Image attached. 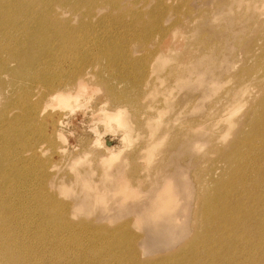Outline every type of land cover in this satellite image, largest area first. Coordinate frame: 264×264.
<instances>
[{
    "label": "rangeland",
    "instance_id": "374dc122",
    "mask_svg": "<svg viewBox=\"0 0 264 264\" xmlns=\"http://www.w3.org/2000/svg\"><path fill=\"white\" fill-rule=\"evenodd\" d=\"M187 1L189 0L174 1L180 10L171 16L170 13L165 12H162V15L158 12L149 13L156 0H147L146 6L144 0H121L120 7L110 6L101 11L98 9L97 16L85 19L88 26L80 30L76 43L53 46V50L47 56H50V59L55 57L51 61L57 60L61 66L48 65L50 59H43L44 66H39L40 69L37 70L43 72V74L37 73L43 80L36 79L33 84L35 87L39 85L43 88L42 84L46 80L66 79L79 66L80 69L86 68L84 71L88 74H85V77L91 85H95L93 86L95 91L82 96L77 106L60 109L62 111L53 109L51 116H49L51 109L42 113L36 111L38 114L33 111L30 119L19 120L21 117L18 114L30 113L20 108L23 104L29 103L32 94L28 93V95L21 89L20 95L14 96L13 100L8 99L9 93L5 92L6 95L2 93L0 157L4 163L1 162V165L5 169L1 173L3 176L0 177V181L10 186L14 193L12 205L21 208L17 216L18 229H16L20 242L27 241L26 244H30L36 250L35 245L38 243L32 244V242L40 241L42 236H39L42 234L48 237L50 244L48 243L47 247L50 249L45 247L44 250H38L39 254L37 253L39 257L45 258L41 260L44 261L43 263L48 264L47 261L50 259L47 254H51L52 251L54 255L59 253L58 260L60 259V262L62 260L64 262H61L62 264L67 262L68 264H107L106 261H110L108 264H172L189 252L190 240L193 242L195 234L204 231L205 224L202 223L197 212L204 205L202 201L214 193L216 188L213 182L223 175V178L226 176L224 170L226 162L222 159L221 153L230 151L229 145L240 132L247 130L248 121L256 117L253 108L257 105L259 97L252 104L249 102L252 94L258 95V92L263 91L264 96V64L259 65V56L264 51V41L252 31L243 33L233 31L232 36L230 31L232 18L229 13L227 15L224 12L226 6L216 4V0ZM188 8L192 9L191 14L187 13ZM139 9L142 11L140 12ZM70 13L67 12L65 16L73 17ZM76 19L81 18L78 16L74 21ZM178 19L182 21L172 23ZM141 21L142 24L139 25ZM183 22L190 23L189 29ZM171 23L173 26L169 27ZM165 28L171 29L165 36L167 38L161 36L167 31ZM183 30L184 34L181 37L180 33ZM174 32H176L175 37H173ZM168 38H175L176 42L177 38H180V41L177 44L178 48L173 51L179 52L177 59L168 61L169 65L165 64L168 66L166 67L159 57L163 54V46L167 44ZM176 42L169 40V48L176 47ZM233 43L238 45L234 46L231 53L230 46H233ZM242 50L248 53H243ZM183 51L185 52L182 53ZM186 54L189 56L185 57ZM184 57L186 64H181ZM174 65L184 67L186 72L182 77L176 78L173 74L175 72L170 74ZM244 80L246 84H242ZM20 81L24 87L29 84L28 79L23 78ZM33 99L35 100V97ZM244 99L248 101L250 107ZM15 100L18 101V105L13 103L16 102ZM239 100V110L233 117L236 118L235 124L231 127L232 125L229 126V123L227 125L226 119L223 118L227 117ZM119 107L123 108L121 120L117 116L108 118L107 113L116 114ZM238 116L242 117L241 121L240 118L238 120ZM219 119L225 125L217 122ZM192 125L195 126L194 129ZM228 126L231 128L229 129ZM223 130L225 135L222 134ZM152 132L155 133V138ZM214 133L216 135L213 136ZM151 134L152 138H150ZM231 135L234 137L232 140H230ZM102 142H110L114 151L121 150L120 157L111 167L102 161L108 153ZM148 144L150 148L153 144L156 147L154 146L151 151ZM146 148L151 152L145 151ZM31 153L36 155L34 159L30 158ZM148 163L151 164L150 167ZM104 180L106 181L103 182ZM90 187L91 191L88 189ZM208 188L212 190L209 189V192L205 190ZM22 194H26L29 198L26 203L24 199H20ZM169 195L173 196V207L166 212L157 213L159 205L162 204L161 199ZM22 226L25 228H21ZM109 230L113 233L108 232ZM240 243L239 240L237 245ZM136 252L139 254L137 255ZM86 255L89 258H86ZM113 258L115 263L111 261Z\"/></svg>",
    "mask_w": 264,
    "mask_h": 264
},
{
    "label": "bare ground",
    "instance_id": "6f19581e",
    "mask_svg": "<svg viewBox=\"0 0 264 264\" xmlns=\"http://www.w3.org/2000/svg\"><path fill=\"white\" fill-rule=\"evenodd\" d=\"M120 1L121 0H0V96L2 95V93L4 95H6V93H9L8 94L9 95L8 99L12 98L14 100V98H15L14 96L20 95L21 89H23L24 92L27 93V94L28 93L32 94L29 103L28 104H23L21 106V108H20L24 112H26V110H27L30 113H28V115H27L26 113H22L21 112L22 114H18L19 117H21L19 120H21L23 118L25 120L30 119L31 118V113L33 111H35V113L38 114V113H42V112H47V111H49L51 109L50 112H49V116H51V112H53L52 111L53 109L54 110L55 109L60 110V109H64V108H72L77 103H80L79 99L82 96H85L87 94L92 93V91H95V87H93L95 85H91L88 82V80L86 79V77H85V74H88L87 72L84 71V70H86V68L84 67L85 69H80V66L72 74H70L69 77H67L66 79H61V80L60 79H56V80H53V81L46 80L43 84L41 83L43 85L44 89L41 86H39V85L37 87H35L33 82L36 79H38L39 81L43 80L37 75L38 72L42 73V74H43V72L37 71V70L40 69L39 66H42V65L44 66V63L42 62L43 59H50L49 58L50 56L48 57L47 55H50L49 53L53 50V46H63V45H69V44L76 43L77 42L76 38H79L80 30L83 29V27L88 26V23L86 22L85 19L97 16L96 12H97L98 9H99V11H101V10H104V9L110 7V6L111 7H116L117 6V8H118V6L120 4ZM146 1L144 0L145 6L147 4ZM174 1H176V0H156V3L153 4L152 8L149 10V13L150 14H154V13L158 12L159 15H162V12H165L166 14L170 13V15L172 16L175 13H178V10H180L179 9L180 7L178 5H176ZM189 1H187V2H189ZM216 4L225 5L226 9H225L224 12H226L227 15L229 13V15L231 16L232 19L230 21L233 22V23L231 24L232 30H230V31L232 33V36L234 35L233 31H238V33L252 31V33H254L255 35L260 36L259 39H263V41H264V0H216ZM214 8H216V7H214ZM187 10H188L187 11L188 14L189 13L191 14L193 12L192 9L188 8ZM69 11L71 12L70 14L73 15V17H66L65 16V14L67 12H69ZM126 11L128 12V9H126ZM141 11L142 10H140V12ZM144 12H146V11H144ZM221 12L222 11H220V13ZM204 13H206V12H204ZM111 14H110V16H111ZM232 14H234V16ZM125 15H126V13H125ZM205 15L208 16L207 13ZM78 16H80L81 19L80 20L76 19L74 21V19L78 18ZM103 19H104V16H103ZM181 21L182 20L178 19V20H175L172 23L175 24V23L181 22ZM172 23L170 24L169 27L173 26ZM138 24L141 25L142 21L139 22ZM183 24H186L187 28L189 26H191L189 22H183ZM89 26H91V25L89 24ZM193 28H195V27H193ZM165 30H167V31L162 33V35H161L162 37H165L166 34H168V30H171V29L170 28L169 29L165 28ZM175 33L176 32L173 33V37H175ZM180 34H181V37H183L184 30ZM83 36H85V35H83ZM165 38H167V37H165ZM185 38H186V36H185ZM169 40H174L176 42L175 38L174 39H171V38L169 39L168 38L167 44L163 46V54L159 57V59H161V61L163 62L164 66H166L165 64H168V61L170 62L173 59H177V54L179 53V52H177V53L175 52L174 53L173 51H175L178 48L177 44L180 41V38H177V42L175 43L176 47H172V48H169L170 47L169 44H168ZM232 45L233 46H230L231 53L233 52L234 46H236L238 44L233 43ZM111 49L113 51V48H111ZM184 52L185 51H183L182 53H184ZM242 52L243 53L244 52L248 53L247 51H243V50H242ZM191 53H193V52H191ZM147 55H149V54H147ZM147 55H145V56H147ZM129 56H131V55H129ZM184 56L188 57L189 55L186 54ZM155 57H156V55H155ZM185 57L183 58V60H181V62H180L181 64H186V58ZM154 58H153V60H154ZM259 58H260L259 65L264 64V51L259 56ZM53 59H55V57L50 59L48 65L61 66L59 64L60 62H57V60L51 61ZM246 59H249V58H246ZM124 61H126V60H124ZM163 65H162V67H163ZM97 67H99V66H97ZM166 67H168V66H166ZM170 67H171V65H170ZM170 67H169V69H170ZM160 68L161 67H159V69ZM99 70H101V69H99ZM94 71L96 72V70H94ZM161 71L163 72L162 69H161ZM170 71H169L170 74L172 72H175L173 74H175L176 78L177 77H179V78L182 77L185 74V72H186V70L184 69V67L182 65H180V66L179 65H174L171 68ZM149 74H150V72H149ZM103 75H105V74H103ZM150 76H151V74H150ZM23 78L25 80L28 79L29 84L28 85L26 84L27 85L26 87H24L23 83L20 81ZM155 78H156V76H155ZM158 78H159V76H158ZM256 79H258V78H256ZM256 79H254V80H256ZM29 80H31V82ZM181 81H183V80H181ZM244 82H245V80H244ZM244 82L243 83L241 82V83L242 84H246V82L245 83ZM178 83H180V82H178ZM105 84H104V89H105V86H106ZM256 84H257V82H256ZM231 85H233V84H231ZM145 86H147V84ZM242 87H243V85H242ZM242 87H240V89ZM142 89H144V88H142ZM106 90H107V88H106ZM110 90L114 91L112 88H110ZM131 91H133V90H131ZM233 91H230V92L233 93ZM227 93H229V92H227ZM251 93H252V91H251ZM134 94H136V93H134ZM262 94H263V91L258 92V95L257 94H252L253 98L250 95L251 96V99H250L251 101H249V102H251L252 104H254V101L257 100V97H259L257 105L254 106V108H253L256 117L254 119H251V120L248 121L247 130H244L243 132H240V134L236 136L235 140L229 145V148L231 147L230 151L225 152V153H221L222 159L226 162V168L224 169L226 171V173H225L226 176H225V178H223L224 177V175H223V177L217 178L213 182L214 185H215V188H216L214 190V193L213 194L210 193L211 195H208V198L206 197L204 199V201H202V204L204 202V205H203V207H201V210H199V211L197 210L198 211L197 215H200V217L202 219V223L205 224L204 231L197 232L195 234V239L193 240V242L190 240L191 244H190V247L188 248L190 250L186 249L189 252L187 254L184 253L185 255L180 257L175 263H172V264H264V96ZM144 95L146 97L145 93H144ZM228 95H230V94H228ZM254 95H256V96H254ZM152 96H154V95H152ZM250 96H248V97L250 98ZM2 97H3V95L1 96L0 101H1V99H3ZM34 97H35V100L33 99ZM138 97H140V96H138ZM138 97H135V98H138ZM5 98H7V96ZM246 98H247V96H246ZM139 99H141V98H139ZM142 100H144V99H142ZM223 100L224 99H222V101ZM235 100H237V98ZM240 100H242V99H240ZM240 100L237 101V103L235 104V107H233L234 108L233 110L230 109L232 111H230L228 113L227 117L223 118L224 120L226 119L225 122H227V125L229 123V126L232 125V124H235V119L236 118H233V117L235 116L234 114L236 113V111L239 110V104L238 103L240 102ZM81 102H82V100H81ZM245 102H246V100H245ZM13 103L18 105V101L13 102ZM247 104H249V103H247ZM146 105H147V103H146ZM140 106H144V105H140ZM248 106L250 107V104ZM225 107H226V105L224 106V108ZM15 108H13V109H15ZM241 108L242 107H240V109ZM244 108H246V107H244ZM121 109H123V108H121V107L117 108L118 111L116 110L117 111L116 114L107 113L108 114V118H113L114 116H117L121 120V118H122ZM247 109H245V110L247 111ZM36 111H38V113ZM60 111H62V110H60ZM60 111H59V113H60ZM56 112H58V111H56ZM19 113H20V111H19ZM245 114L246 113H244V115ZM5 116L7 117V115H5ZM49 116H47V118ZM215 116L217 117V115H215ZM241 116H243V115H241ZM241 116H238V120L240 118V121H241V118H242ZM55 117H56V115H55ZM157 117H158V115H157ZM39 118H40V115H39ZM243 118H244V116H243ZM44 120H46V119H44ZM221 120H222V118H221ZM158 121L160 122V120H158ZM213 121H214V118H213ZM202 122H203V120L201 121V123ZM217 122H219L221 124H224L223 121L220 122V119ZM242 122H243V120H242ZM242 122H240V123H242ZM37 123H39V122H37ZM201 123L198 124V125L200 126ZM19 124H21L20 121H19ZM236 124H237V122H236ZM216 125H218V123H216ZM238 125H239V123H238ZM241 125H243V124H241ZM155 126H156V124H155ZM42 127H43V124H42ZM192 127H193V125H192ZM194 127H193V129H194ZM231 127H233V125ZM231 127H229V129ZM237 127L239 128V126H237ZM191 130H192V128H191ZM235 130H233V132ZM218 131L220 132V130H218ZM229 131H231V130H229ZM224 132L225 131L223 130L222 134H224ZM153 134H154L153 138H155V133H153ZM231 134H232V132H231ZM214 135H216V134L214 133L213 136ZM224 135H222V136H224ZM164 136L167 137L166 135H164ZM150 138H152V134H151ZM159 138H161V136H159ZM218 138H219V136H218ZM232 138H234V137L232 136L230 138V140H232ZM157 139L158 138H156V140ZM170 139H172V138H170ZM220 140L221 139L219 138V141ZM146 141L147 140H145V143L147 144ZM148 141H149V139H148ZM152 141H153V139H152ZM159 142H160V140H159ZM102 143H104L105 149L108 152L106 154V156L103 158L102 161L104 163H107V165H109L111 167L112 163L120 157L121 150L114 151V147H113V145L110 144V142H107V143L106 142H102ZM226 143H229V142H226ZM226 143H224V145L227 146ZM149 144H151V143L149 142ZM168 144H170V142ZM152 146L153 147L150 148V145H149L150 150L153 149L154 146L156 147V145H154V144ZM221 146H223V145H221ZM159 147H160V145H159ZM14 150H16V149H14ZM147 150L148 149L146 148L145 151H147ZM150 150H148V151L151 152L152 150L151 151ZM223 150H225V149H223ZM4 154H6V153H4ZM4 154H2V155L4 156ZM139 155H140V153H139ZM139 155H137V156H139ZM35 156L36 155L34 153L30 154V158L31 159H34ZM161 156H163V155H161ZM2 159H3V157H2ZM97 160L99 161V159H97ZM1 162L2 161H1V157H0V177L3 176V174H1V173H3L4 169H5V168L3 169L2 165H1ZM5 162H6V160H5ZM121 163H119V164H121ZM143 163H145V162H143ZM97 164H99V163H97ZM126 164H127V162H126ZM142 165H141V167H142ZM145 165L147 166L146 163H145ZM150 166H151V164H149V167ZM131 167H132V165H131ZM147 169H149V168H147ZM101 170H103V169L101 168ZM154 170H156V169H154ZM137 171H139V170H137ZM140 171H141V168H140ZM149 171H150V169H149ZM149 171H148V174H149ZM105 172H107V171H105ZM128 172L130 173V171H128ZM11 175H12V172H11ZM112 175H114V174L112 173ZM116 175H118V173ZM49 176H50V174H49ZM80 176H81V174H80ZM107 176H106V178H107ZM44 177H46V176H44ZM106 180H104L103 182H105ZM132 180H131V183H133ZM83 182H85V180ZM134 182L136 183L135 180H134ZM75 183H77V181ZM111 183H113V182H111ZM0 184H1L0 187L2 188V189H0V264H45V263H43L44 261L43 262L41 261V260H45V258L39 257L40 255L38 256L37 253L39 254L38 250H41V249H43L45 247L48 248L47 247L48 243H49L48 237L47 236H43V234H42V235L39 236V237L42 236L40 241L36 240L37 242H35V241L32 242V244L38 243L37 245H35L36 250L33 247H31L30 244H26L27 241L26 242H20L21 240H19V237H18L19 235H17L16 229H18L17 216L19 215L21 208H18V206L15 207V206L12 205L13 202H14V199H13L14 193H12L10 186H8L7 184L6 185L2 184L1 181H0ZM115 184H116V181H115ZM164 185H162V186L164 187ZM60 187H61V185H60ZM61 188H63V187H61ZM170 188H167V189L171 190ZM88 189H90L89 191H91V187L88 188ZM96 189H97V186H96ZM201 189L204 190L203 188H201ZM209 189H211V188H208V189H205V190H208V192H209L210 191ZM94 191H92V192H94ZM71 192L72 191H70V193ZM95 192H97V191H95ZM203 192L204 191H202V193ZM111 193H113V192H111ZM42 195H43V192H42ZM17 196H18V194H17ZM201 196L203 197L204 195H201ZM36 197H38V196H36ZM50 197H52V196H50ZM96 197H97V195H96ZM57 198H58V196H57ZM172 198H173L172 195H169L166 198H162L161 199V203L162 204L159 205V207L157 209V213H160V212L163 213V212H166V211L170 210L171 207H173V202H174ZM20 199L21 200L24 199V203H26L29 200V198L26 196V194H22ZM42 199L40 198V200H42ZM58 200H59V198H58ZM198 201H200V200L198 199ZM60 202H62V201H60ZM197 202H196V204H197ZM79 203H80V201H79ZM64 204H65V202H64ZM153 204H154V202H153ZM202 204H201V206H202ZM66 205H70V204H66ZM177 207L178 206H176V208ZM32 209H33V207H32ZM87 214H89V213H87ZM168 214L169 213H167V215ZM197 220H198V218H197ZM81 221H84V220H81ZM174 222H176V221H174ZM200 224H201V220H200ZM21 228H25V227L22 226ZM19 231H22V230H19ZM99 231H100V228H99ZM108 232H110V230ZM110 233H113V232H110ZM31 234H29V236ZM127 234H129V233H127ZM114 238H113V240H114ZM20 239H21V237H20ZM37 239H38V237H37ZM58 240H60V239H58ZM103 240H104V238H103ZM239 240L241 241V243H240V245H237V242ZM115 241H116V239H115ZM57 242L58 241H56V243ZM215 244H216V246H215ZM53 245H54V243H53ZM59 246H60V244H59ZM74 246H76V244ZM183 246H185V245H183ZM187 247H188V245H187ZM56 248H58V247H56ZM89 248H91V247H89ZM49 249L50 248H48V250ZM108 249H109V247L107 248V250ZM110 249H112V247ZM126 249L129 250L128 248H126ZM105 250H106V248H105ZM141 250H143V249H141ZM56 251H57V249H56ZM102 251L104 252V250H102ZM58 252H59V250H58ZM61 252L62 251H60V253ZM87 252H89V251L87 250ZM95 252L97 253L96 249H95ZM95 252H94V254H95ZM76 253H78V252L76 251ZM99 253L100 252H98V254ZM54 254L55 253L52 252V251H51V254L50 253L47 254V255H49L48 259H50V260L47 261V263L48 264L49 263L50 264H62L61 262H63V261L61 260V262H60L59 261L60 259L58 260V258H59L58 254L59 253H57V255H54ZM87 254L90 255L89 253H87ZM132 254H130V255H132ZM136 254H137V252H136ZM42 255H43V253H42ZM62 255H64V253ZM81 255H82V253H81ZM44 256H45V254H44ZM59 256H61V255H59ZM71 256H72V254H71ZM127 256H128V254H127ZM82 257H83V255H82ZM84 257H85V255H84ZM114 257H116V256H114ZM131 257H133V256H131ZM134 257L137 258L136 256H134ZM86 258H89V257H87V255H86ZM108 258H110V257H108ZM138 259H139V257H138ZM81 261H83V260H81ZM101 261H102V259H101ZM104 261H103V263H105ZM111 261H114V258ZM138 261H141V260H138ZM86 262H87V260H86ZM106 262L108 264V262H110V261H106ZM115 262L116 261H114L113 263H115ZM147 262H148V260H147ZM68 263L69 262H67V264ZM70 263H71V261H70ZM87 264H89V263H87ZM146 264H149V263H146Z\"/></svg>",
    "mask_w": 264,
    "mask_h": 264
}]
</instances>
